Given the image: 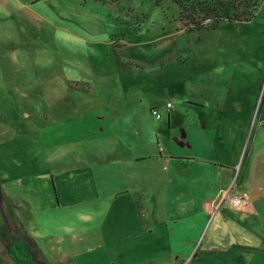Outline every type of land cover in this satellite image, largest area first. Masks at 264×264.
<instances>
[{
	"label": "rangeland",
	"instance_id": "rangeland-1",
	"mask_svg": "<svg viewBox=\"0 0 264 264\" xmlns=\"http://www.w3.org/2000/svg\"><path fill=\"white\" fill-rule=\"evenodd\" d=\"M254 3L252 24L188 32L171 0H0V264H16L6 246L25 232L44 261L170 264L157 262L165 250L156 255L131 234L148 216L133 217L132 202L116 199V181L163 179L150 161L135 168L141 149H151L146 137L157 148L160 128L166 153L182 148L172 136L192 131L198 83L211 87L212 103L221 69H254L264 53V0ZM168 103L180 115L170 125ZM257 118L241 166L262 141ZM246 166L236 172L237 194L262 199L264 177L251 170L241 185ZM220 215L225 222L216 218L207 238L218 245L183 264H264V219L228 206ZM226 248L233 254L218 259Z\"/></svg>",
	"mask_w": 264,
	"mask_h": 264
},
{
	"label": "crops",
	"instance_id": "crops-1",
	"mask_svg": "<svg viewBox=\"0 0 264 264\" xmlns=\"http://www.w3.org/2000/svg\"><path fill=\"white\" fill-rule=\"evenodd\" d=\"M259 59L254 62V69H246L247 65L240 69L239 66L234 72L231 68L229 72L225 68L221 69L225 74L217 79L219 81L214 80L220 82L221 90L217 93L218 99L212 103L208 100L211 87H205L204 81L198 83L204 91L201 99L205 102L197 100L192 105L196 112L189 118L190 122L192 120V131L186 137L177 132L172 136L182 148L172 140L177 150H167L166 153L160 128L157 129V148L153 149L152 142L146 137L144 146L147 144L151 149L147 156L141 149L143 154L136 159L135 168H140L143 161H150L149 164H155L153 167L157 168L159 175H165L163 179L132 178L128 182L120 178L116 181L119 188L116 199L132 202L130 211L133 217L148 216L141 219L144 220L140 222L141 226L136 225L131 234L144 239L146 250L152 249L156 255L161 249L166 251V255L156 258L159 263L183 264L195 251L218 245V242H210L211 236L209 240L207 238L216 218L219 217L222 223L229 219L226 213L222 214L225 219L220 215V211H226L227 206L236 208L240 214L264 219V190L259 192L263 195L262 199L252 198L247 191L239 195L237 193L242 189L236 188V185L240 174L234 180L237 170L244 169L245 163L246 172L241 185L247 186L251 170L259 179L264 177V80L261 75L264 73V53L261 52ZM171 107L167 105L169 125L172 124V118L177 120L180 117L177 114L179 110L172 112ZM255 115L262 126L260 133L258 128L254 137L259 136L262 141L260 144L255 141L251 143L244 159V162L248 161L241 166L245 141ZM163 118L162 115L161 119L156 120ZM234 200H240L241 204L234 205ZM220 227L216 226L215 230ZM24 234L27 235L26 232ZM231 254L230 248H226L217 256L220 257L218 259H227ZM47 259L48 262H45L50 264H63L58 258ZM239 262L243 263L237 260Z\"/></svg>",
	"mask_w": 264,
	"mask_h": 264
},
{
	"label": "trees",
	"instance_id": "trees-1",
	"mask_svg": "<svg viewBox=\"0 0 264 264\" xmlns=\"http://www.w3.org/2000/svg\"><path fill=\"white\" fill-rule=\"evenodd\" d=\"M179 7V21L188 32L204 29H217L222 23L252 22L257 16L258 7L250 4V0H171ZM233 10V14L224 13L225 10ZM241 204V203H240ZM235 205V204H234ZM17 229V227H15ZM26 238H13L9 248L18 259L26 256L24 264H32L31 259L38 256L39 248ZM14 248V251H13ZM15 252V253H14ZM10 254V253H9ZM26 254V255H25ZM13 259V258H12ZM15 259L16 264H22ZM14 260V259H13Z\"/></svg>",
	"mask_w": 264,
	"mask_h": 264
},
{
	"label": "flooded vegetation",
	"instance_id": "flooded-vegetation-1",
	"mask_svg": "<svg viewBox=\"0 0 264 264\" xmlns=\"http://www.w3.org/2000/svg\"><path fill=\"white\" fill-rule=\"evenodd\" d=\"M8 226L7 227H9V229L11 228L12 229V226H11V223H10V221H9V223L7 224ZM18 229V228H17ZM11 235V234H10ZM16 239V237H13V240H15ZM21 239H24V238H21ZM6 251H7V254L9 255V257H11V255H13V252H12V249L11 248H9V243H8V245L6 246ZM10 253V254H9ZM1 255V254H0ZM26 255V254H25ZM40 258V257H39ZM38 258V256L36 255V257L35 258H33V259H31V262H32V264H37L36 263V260H41V259H39ZM27 258H26V256H21V257H19L18 258V260L20 261H25ZM14 262V261H13Z\"/></svg>",
	"mask_w": 264,
	"mask_h": 264
},
{
	"label": "built area",
	"instance_id": "built-area-1",
	"mask_svg": "<svg viewBox=\"0 0 264 264\" xmlns=\"http://www.w3.org/2000/svg\"><path fill=\"white\" fill-rule=\"evenodd\" d=\"M168 107H171V104H168ZM152 115L156 117L157 119H161L162 114L158 110H152ZM240 204V200H235V205Z\"/></svg>",
	"mask_w": 264,
	"mask_h": 264
},
{
	"label": "water",
	"instance_id": "water-1",
	"mask_svg": "<svg viewBox=\"0 0 264 264\" xmlns=\"http://www.w3.org/2000/svg\"><path fill=\"white\" fill-rule=\"evenodd\" d=\"M6 218V217H5ZM36 263L37 264H50V263H47L45 261H42V260H36Z\"/></svg>",
	"mask_w": 264,
	"mask_h": 264
}]
</instances>
